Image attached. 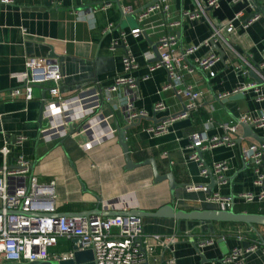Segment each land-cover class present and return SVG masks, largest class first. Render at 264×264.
Returning a JSON list of instances; mask_svg holds the SVG:
<instances>
[{"label":"crops","instance_id":"crops-1","mask_svg":"<svg viewBox=\"0 0 264 264\" xmlns=\"http://www.w3.org/2000/svg\"><path fill=\"white\" fill-rule=\"evenodd\" d=\"M209 0H170L166 14L154 12L143 19L138 13L148 0H12L3 4L0 0V150L6 146V161L10 168L17 167V159L22 156L31 163V174L40 184L54 182L57 213L66 216H94L104 212H125L140 210L154 213L167 204L186 212L215 208L204 198L211 192L221 196H233L234 207L253 206L264 210V201L244 203L238 197L242 193L257 194L259 187L253 184L251 166L244 167L243 153L250 139L241 140L233 149L217 147L202 153L197 162L188 161L186 150L188 136L204 130L208 136L222 133L223 122L240 118L243 113L256 110L264 112V102L256 104L251 91L224 99L218 95L231 92L251 76H243L248 64L255 66L261 62L264 52V0H220L217 9L207 6ZM200 5L204 15L196 20H188L183 12ZM131 13H123V8ZM233 22V31L224 34L228 45L219 41L211 49L201 45L211 32L210 25ZM257 20L247 25L253 16ZM179 23L178 26H172ZM111 24L112 30L104 33ZM138 29L141 34L133 38L128 32ZM120 32L128 33L125 46H110V41ZM164 35L176 37L175 50L182 53L191 46L198 49L187 58L186 64L202 59L213 52L222 58L210 70H204L206 78L197 70L192 73L182 71L185 84L192 85L202 93V100L185 118H175L168 132L152 136L145 132L155 125L152 121L141 120L135 127L125 131V142L130 160L141 163L153 159L159 175L173 174L179 187L172 194L167 180L154 181L150 165L133 169L126 168V162L117 134L88 150L81 148L83 138L75 136L79 124H74L69 133L55 140H42L39 130L45 125L41 118L43 96L52 83L35 85L32 98L24 99V88L17 77L24 71V62L29 57H47L57 60L63 79L59 91L62 97H70L81 89L103 90L111 86L114 78L123 74L121 58L128 49L138 63L132 75L138 80V98L134 107L138 112L157 120L179 116L187 103L173 91L159 92L167 82L162 69L148 73L147 66L154 59L152 46ZM210 71L214 75L210 77ZM147 76L146 79H142ZM18 89L19 97H11L10 92ZM215 97L218 101L215 100ZM126 99L124 89L113 94L108 104H102L103 115L112 114L113 127H124L122 106ZM163 102L165 113H155L153 106ZM111 107L114 109L112 110ZM136 121V120H135ZM134 121V122H135ZM157 124V122H156ZM264 138V128L254 130ZM242 136V130H239ZM19 137L25 140L18 142ZM227 161L229 171L226 181L216 185L208 193L194 191L189 187L208 186L209 177L200 175L199 164L211 167L213 163ZM3 155L0 153V165ZM216 178V176H214ZM108 206V207H107ZM80 214V215H78ZM99 216V215H98ZM145 236L160 234L176 236L178 241L169 249L154 248L141 255L138 248L137 264H164L174 260V264H230L226 256L235 247L256 244V251L245 255L242 264H264V226L244 224L186 223L169 218L142 217ZM203 254L206 261L196 252L189 240ZM73 239L58 238L56 246L49 248L50 255H61L73 251ZM213 243L199 247L202 242ZM224 242L228 253L222 254L218 241ZM51 261V260H50ZM5 264V263H0Z\"/></svg>","mask_w":264,"mask_h":264},{"label":"built area","instance_id":"built-area-1","mask_svg":"<svg viewBox=\"0 0 264 264\" xmlns=\"http://www.w3.org/2000/svg\"><path fill=\"white\" fill-rule=\"evenodd\" d=\"M150 3L138 13V18L143 19L154 12L166 14L170 0H148ZM220 0H209L207 6L217 9ZM239 0H233L236 2ZM3 4H9L12 0H1ZM128 7L123 8V13H131ZM204 15V8L200 5L190 11L183 12L182 16L188 20H196ZM213 25L210 36L201 45L211 49L213 44L224 40V34L233 31V22ZM259 16H253L248 20L247 25L257 20ZM173 23L172 26H178ZM109 24L104 29V33L112 30ZM133 38L139 37L141 32L138 29L128 32ZM126 32H120L118 37L110 41V46L122 44L128 36ZM176 37L174 35H164L158 39L156 44L159 55L158 61H153L147 66L148 73L155 70H164L167 82L161 86L159 92L173 91L175 96L187 100L186 111L176 117H165V119L151 127L145 132L158 136L168 132L169 126L175 118H185L191 110L197 107L202 100V93L192 85L185 84L182 71L192 73L194 67L203 70H210L219 58L211 52L202 59H195L193 63L186 64L187 58L194 54L198 46H191L182 53L175 50ZM153 57V58H152ZM146 58L154 59L152 54H147ZM123 74L114 78L111 86L98 90L96 88L81 89L70 97H62L59 91L60 82L63 79L60 65L57 60L47 57H29L24 62V71L17 77L21 80L24 88V99L31 100L32 90L35 85L52 83L46 94L41 99V118L45 122L39 130V138L42 140H55L65 137L74 124H79V130L75 136L83 138L81 148L88 150L116 134V128L112 126L110 120L113 115H103L100 111L102 104L111 102L113 94L119 89H124L126 99L122 106L124 124L130 122L139 115L146 116L145 113L138 112L134 107V101L138 98V80L132 73L138 69V63L126 49V53L121 58ZM254 74L261 83L255 80L242 83L231 92L218 95V99L251 91L254 102L260 104L264 102V52L261 54V62L252 66L248 64V69L242 72L243 76ZM210 77L214 75L210 71ZM144 76L142 79H146ZM11 97H19L21 93L18 89L10 92ZM111 109L113 110L114 107ZM155 113H165L167 107L163 102H158L153 106ZM239 122L250 125L253 130L264 128V112L256 110L251 113H243ZM210 127V120L204 124V130L196 131L188 136L186 150L188 161L197 162L200 160L197 150L203 152L213 150L217 147L235 148L240 126L234 120L221 123L222 133L208 136L205 131ZM24 137H19L18 142L24 141ZM243 153V160L251 167L253 184L260 188L257 194L242 193L239 199L244 203L264 201V141L258 143L250 139ZM0 153L3 161L0 165V263L23 264L35 261L67 260L73 258V251L61 255H50L49 248L56 246L58 238L66 240L78 238L81 242L79 250H90L93 254V264H137L138 258L144 256L146 251L151 252L154 248L169 249L178 239L173 235L153 234L145 236L142 229V218L134 216H66L58 215L55 207L56 195L54 192V182L40 184L33 174H31V163L22 156L17 159V167L12 169L8 166L6 155L8 149L2 147ZM200 175L208 177V167L199 164ZM209 169L217 179L226 177L229 171V164L223 160L215 162ZM226 183V182H224ZM223 183V184H224ZM194 191L207 192L208 187H189ZM208 193V192H207ZM233 196H221L217 192L208 193L204 201L212 204L217 209L227 210L233 208ZM108 207V206H107ZM126 210H123L125 212ZM213 243L208 240L199 244L204 247ZM139 248V255H138ZM257 245L251 244L245 247H235L226 256V261L230 264H242L245 255L256 251ZM264 252V250H263ZM164 264H174L171 258Z\"/></svg>","mask_w":264,"mask_h":264},{"label":"water","instance_id":"water-1","mask_svg":"<svg viewBox=\"0 0 264 264\" xmlns=\"http://www.w3.org/2000/svg\"><path fill=\"white\" fill-rule=\"evenodd\" d=\"M215 49L218 50V48L213 44ZM152 50L154 53V61L159 60V55L157 52L156 45L152 46ZM220 58H222V53H220ZM195 70L200 72L205 78L204 70L200 67H194ZM249 76H251L255 81L258 83H261V81L252 73H249ZM180 99V97H178ZM215 100L219 102V100ZM186 111L185 107L183 106L182 111L180 113H184ZM165 118H161L157 120L155 118V114H153L152 117L139 115L137 116L134 121L132 120L129 125H126L124 127H116V134L119 138V144L122 148L124 159L126 162V168L133 169L142 165H150L153 171L154 181L159 182L162 180H167L169 184L170 192L173 194L174 191L179 187V184H177L174 180L173 174L169 173L166 175H159L156 170V164L153 159H147L144 162L134 164L128 155V148L125 142V131L130 129L131 127H135L139 124L141 120H149L152 121L154 124L159 123L163 121ZM234 121L237 122L242 130V136L237 139V144L240 146L241 140L248 138L253 139L257 141L258 143H261L264 141L263 137H260L254 132V130L251 128L250 125L243 124L238 121L237 118H234ZM198 156L200 159H202V151L197 150ZM244 167H246V162L243 163ZM208 177L210 178V184H208L207 187H209L211 190L214 189L216 185H221L226 181H232V179H228L224 177L223 179H217L214 177L212 171L208 168ZM58 215H67L63 213H59ZM80 215V214H78ZM99 216L106 217V216H115V215H122V216H134V217H158V218H169L174 219L176 221H186V222H198L201 225H207L213 222L216 223H231V224H244L248 226H264V214H257V213H236L234 212L233 208L229 209H217V208H205L201 210H192L189 212L174 209L172 204H167L157 210L154 213H147L140 210H131L128 212H104L103 214L99 212ZM190 244L193 246V248L196 250V252L201 256L202 262L206 261L204 259L203 254L199 251L196 244L193 242L192 238L189 240ZM73 243V258L67 259V260H49V261H35L30 263H23V264H93V254L90 250H79L80 247V240L78 238H74L72 240ZM218 245L222 251L223 255H226L228 253V249L226 248L223 241L219 240Z\"/></svg>","mask_w":264,"mask_h":264},{"label":"trees","instance_id":"trees-1","mask_svg":"<svg viewBox=\"0 0 264 264\" xmlns=\"http://www.w3.org/2000/svg\"><path fill=\"white\" fill-rule=\"evenodd\" d=\"M234 212L236 213H242V212H246V213H257V214H264V210H260V209H256V207L253 206H248V207H234L233 208ZM186 222V221H184ZM186 223H198V222H186ZM221 224H231V223H221ZM254 227H258V226H254Z\"/></svg>","mask_w":264,"mask_h":264}]
</instances>
